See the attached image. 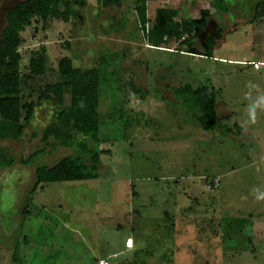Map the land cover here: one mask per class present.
Listing matches in <instances>:
<instances>
[{
    "label": "rangeland",
    "instance_id": "1",
    "mask_svg": "<svg viewBox=\"0 0 264 264\" xmlns=\"http://www.w3.org/2000/svg\"><path fill=\"white\" fill-rule=\"evenodd\" d=\"M18 1L0 0V36ZM217 1L148 0L151 22L142 29L134 0L119 7L86 0L68 22L34 18L26 27L19 47L22 97L36 106L21 138L0 139V159L19 161L45 147L44 131L56 123L63 135L70 128L75 80L58 69L66 56L76 67L100 69V149L106 152L97 178L38 189L26 220L36 166L17 162L2 170L0 176L17 170L25 185L12 220L0 215V264H264V199L257 198L264 194V105L255 123L249 112L264 97V4L257 6L264 0H226L227 11ZM161 8L172 9L177 22L210 9L193 43L204 51L212 35L213 56L190 53L188 44L178 49L174 37L162 43L172 50L151 45L149 26ZM43 53L46 72L34 76L31 60ZM185 83L219 90V117L233 134L198 126L171 90ZM147 87L146 102L130 95L134 89L144 95ZM42 94L61 95L63 103L39 99ZM134 102L145 104L144 112ZM59 109L67 112L60 122ZM73 154V148H49L37 164L53 166ZM216 178L219 185L209 188Z\"/></svg>",
    "mask_w": 264,
    "mask_h": 264
},
{
    "label": "trees",
    "instance_id": "2",
    "mask_svg": "<svg viewBox=\"0 0 264 264\" xmlns=\"http://www.w3.org/2000/svg\"><path fill=\"white\" fill-rule=\"evenodd\" d=\"M122 0H104L105 5L121 6ZM148 0H134L135 11L139 16L141 28L145 29L151 20L147 15ZM226 0H218L217 7H224L227 11ZM264 4V1L258 3ZM226 4V5H225ZM86 0H20L14 3L6 14V26L0 36V139L22 137L24 126L29 123L35 111L36 104L24 103L22 97L23 77L20 71L22 59L19 47L23 40L22 32L33 24L34 18L44 21L57 18L70 21L75 13L74 6H85ZM258 8V7H257ZM219 9V8H217ZM174 12L169 8L157 9L155 22L149 26V40L153 46H162L170 37L179 40L178 49L184 44L191 48L190 53L213 56L215 41L212 35H206L204 51L193 47L194 37L201 33L208 25L211 16L210 9H203L199 18L177 22ZM45 53V52H44ZM42 54L31 60V74L40 76L46 72L47 57ZM61 74L75 80L71 98L70 113L59 109L57 118L69 121L70 128L63 135L55 125L44 131L43 139L46 146L34 151L18 161L14 157L0 159V175L3 169L12 168L19 162L24 166L35 165V182L28 193L24 209L23 220L30 216L29 206L32 196L45 184L52 182H66L73 180L94 179L99 176L101 155L106 150L100 149L101 118H100V69L98 67L83 69L73 64L71 57H63L58 64ZM172 93L177 103L191 113L203 130L221 133L224 136L233 134L230 127L222 125L217 102L219 90L211 83L196 86L187 83L180 87H173ZM54 99L62 104L61 95H40L39 99ZM51 136L56 140L48 141ZM59 147L73 148L75 154L63 157L53 166L38 165L37 160L45 155L48 149Z\"/></svg>",
    "mask_w": 264,
    "mask_h": 264
},
{
    "label": "water",
    "instance_id": "3",
    "mask_svg": "<svg viewBox=\"0 0 264 264\" xmlns=\"http://www.w3.org/2000/svg\"><path fill=\"white\" fill-rule=\"evenodd\" d=\"M24 181L23 176L13 170L0 177V215L10 220L15 215L19 185Z\"/></svg>",
    "mask_w": 264,
    "mask_h": 264
},
{
    "label": "crops",
    "instance_id": "4",
    "mask_svg": "<svg viewBox=\"0 0 264 264\" xmlns=\"http://www.w3.org/2000/svg\"><path fill=\"white\" fill-rule=\"evenodd\" d=\"M228 3V2H227ZM135 13H136V11H135ZM149 18V17H148ZM205 42V41H204ZM192 46L193 47H196V48H198L196 45H194V43L192 44ZM203 46H204V44H203ZM215 46H216V44H215ZM156 47H158V46H156ZM159 48H167V49H170V50H172L173 48L172 47H169V46H160ZM191 48H189V50H190ZM199 49V48H198ZM262 63H264V61H262ZM256 66H258L257 64H256ZM101 77V76H100ZM130 78H131V81L134 79V77L133 76H130ZM185 84H187V83H185ZM185 84H179L178 86H174V87H180V86H183V85H185ZM100 85H101V79H100ZM213 85V84H212ZM139 95V99H142V101L143 102H146V100H147V98H148V96H149V88L147 87V92L143 95V94H141L137 89H134V90H131L130 91V95H137V94ZM100 94H101V87H100ZM130 99V98H129ZM101 100V99H100ZM148 101V100H147ZM155 101H156V99H155ZM218 104H219V99H218V102H217V108H218ZM134 105H135V107L136 108H138V109H135V108H133L134 110H136V111H138L139 113L140 112H144V110H145V104L143 105L142 103H135L134 102ZM100 106H101V101H100ZM157 109H158V111H160L161 109H163L164 108V105H161V104H159V105H157V107H156ZM141 109V110H140ZM148 109H149V107H148ZM218 112H219V109H218ZM101 114V113H100ZM200 124H198V126H199ZM216 133H218V132H216ZM219 135H221V133H218ZM149 136V135H148ZM147 136V137H148ZM224 137H228V136H224ZM203 139L204 138H198L197 139V141L198 142H202L203 141ZM185 140H186V142H188V144H189V142L191 143V140L189 139V140H187L186 139V137H185ZM202 140V141H201ZM207 140V138H205L204 139V141H206ZM196 141V140H195ZM203 141V142H204ZM210 142V141H209ZM190 146V148H193V146L192 145H189ZM188 147V146H187ZM232 147V146H231ZM230 147V148H231ZM197 148H198V146H197ZM200 149V148H199ZM199 149H198V151L196 150V155H195V158H194V160L192 161L194 164L196 163V161L198 160V156H199V154H201V150L199 151ZM232 152H234V150H232ZM242 155H243V153H242ZM249 158H247L246 159V164H249V163H251V161H247ZM195 165H197V164H195ZM247 166V165H246ZM234 167V166H233ZM248 167V166H247ZM233 169V168H232ZM237 169H239V168H237ZM237 169H236V171L235 172H237ZM245 169V168H244ZM235 170V169H234ZM239 171V170H238ZM234 172V173H235ZM206 178V177H205ZM216 179H219V178H216ZM213 180H215V179H213ZM131 239V238H130ZM130 239H128L127 240V242L130 240Z\"/></svg>",
    "mask_w": 264,
    "mask_h": 264
},
{
    "label": "clouds",
    "instance_id": "5",
    "mask_svg": "<svg viewBox=\"0 0 264 264\" xmlns=\"http://www.w3.org/2000/svg\"><path fill=\"white\" fill-rule=\"evenodd\" d=\"M264 105V97H261L259 99V101L256 103L255 107H252L250 105V109H249V112H250V118H251V122L252 123H255L256 122V109L260 106ZM258 191V190H257ZM258 199H264V194L262 195H258L257 196Z\"/></svg>",
    "mask_w": 264,
    "mask_h": 264
},
{
    "label": "flooded vegetation",
    "instance_id": "6",
    "mask_svg": "<svg viewBox=\"0 0 264 264\" xmlns=\"http://www.w3.org/2000/svg\"><path fill=\"white\" fill-rule=\"evenodd\" d=\"M10 174H12L13 175V171L12 172H10ZM0 177H2V176H0ZM24 185H25V181H23L22 183H20V185H19V194H18V197L24 192ZM18 197H17V199H18ZM14 217V216H13ZM12 217V218H13ZM12 218H11V220H12ZM10 224V223H9Z\"/></svg>",
    "mask_w": 264,
    "mask_h": 264
},
{
    "label": "built area",
    "instance_id": "7",
    "mask_svg": "<svg viewBox=\"0 0 264 264\" xmlns=\"http://www.w3.org/2000/svg\"><path fill=\"white\" fill-rule=\"evenodd\" d=\"M219 183H220V181H219V179H215L212 183H210V186H209V188H212L213 186H218L219 185ZM131 240V239H130ZM130 240L127 242V244H129L130 243ZM128 246V245H127Z\"/></svg>",
    "mask_w": 264,
    "mask_h": 264
}]
</instances>
